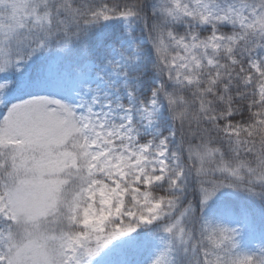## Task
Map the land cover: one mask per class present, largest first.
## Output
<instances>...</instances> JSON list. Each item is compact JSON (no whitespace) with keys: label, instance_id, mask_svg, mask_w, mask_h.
<instances>
[{"label":"snow or ice","instance_id":"snow-or-ice-1","mask_svg":"<svg viewBox=\"0 0 264 264\" xmlns=\"http://www.w3.org/2000/svg\"><path fill=\"white\" fill-rule=\"evenodd\" d=\"M0 264H264V0H0Z\"/></svg>","mask_w":264,"mask_h":264}]
</instances>
